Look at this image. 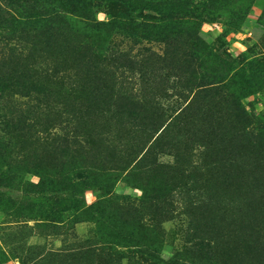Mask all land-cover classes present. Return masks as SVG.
<instances>
[{"label":"rangeland","instance_id":"rangeland-1","mask_svg":"<svg viewBox=\"0 0 264 264\" xmlns=\"http://www.w3.org/2000/svg\"><path fill=\"white\" fill-rule=\"evenodd\" d=\"M241 4L246 7L237 0L227 4L246 8L237 30L218 17L201 22L198 34L231 58L264 60V25L258 22L264 0ZM102 11L98 7L100 21L106 17ZM164 36L167 40L146 39L127 24L117 25L96 64L59 57L56 45V61L34 67L33 92L12 94L14 105L20 103L14 127L0 130V264H128L125 257L86 252L84 241L101 242L150 220L161 230L158 264H264V137L254 135V149L246 156L235 139L219 135L245 125L256 133L264 123V72L253 71L247 79L255 83L239 91L234 84L243 85L241 60L232 61L220 80L212 75L215 67L208 69L213 59L203 61L190 35ZM182 110L179 126H172ZM72 112L82 118L78 131L68 118ZM157 115L146 129L148 117ZM168 124L161 141L174 138L173 147L164 149L153 141ZM41 126L60 137L54 148L35 142ZM77 164L83 168L75 169ZM159 164L178 170L164 176L165 197L151 174ZM85 169L112 174L109 193L88 183L80 189L86 204L107 198L100 215L86 206L73 208L75 195L37 184L42 172L84 182ZM162 172L156 168L157 175ZM161 199L168 205L154 210ZM124 244L115 248L136 250L140 241L130 237Z\"/></svg>","mask_w":264,"mask_h":264},{"label":"trees","instance_id":"trees-1","mask_svg":"<svg viewBox=\"0 0 264 264\" xmlns=\"http://www.w3.org/2000/svg\"><path fill=\"white\" fill-rule=\"evenodd\" d=\"M229 0H0V130L11 131L14 127L13 121L16 120L18 112L17 103L14 105L12 97L15 94H19L24 97H28V94L33 92L35 88V66L39 63H44L50 58L51 61H56L55 50L56 45L59 46V57L67 56L69 54L79 64H96L98 60H102L104 51H107L109 35L112 29L117 25L127 24L131 31L143 33L146 39L154 37L155 39L167 40V34L174 32H182L190 35L195 46L198 48V55L202 56L203 61L207 62L212 58V65L208 66V69H212V75L222 80L224 73L232 69V61L236 60L240 62L241 67L239 70L244 73L243 85L234 89L242 91L245 87H251L254 78L247 79L254 72H264V60L262 59H240L239 55L235 58H231L220 47L210 44L199 36V26L201 22H211L216 18L221 17L224 19L226 26L230 29L237 30L247 13L246 8H231L227 6ZM239 7H246V4L242 6L241 2H250L252 0H237ZM98 7H103L105 14V20L100 21L96 17ZM143 10H148L151 14L143 13ZM258 22L264 25V5L261 8ZM218 41V38L215 39ZM64 44V45H62ZM67 45L68 47H66ZM221 45V44H219ZM57 55V54H56ZM239 71V72H240ZM254 71V72H253ZM249 72V73H248ZM264 75V74H263ZM248 80V83L246 82ZM219 81V80H218ZM251 85V86H250ZM235 97H240V92H237ZM13 94V96H12ZM244 94H241V97ZM103 101V100H100ZM43 105L49 106L47 101L42 102ZM123 105V104H122ZM50 108V107H49ZM187 106L183 109L185 110ZM177 113L173 118V122L176 124L172 126H179L180 116L183 113ZM52 112V111H51ZM244 112L239 113V117ZM69 119L72 123H75V128L78 131L80 128L77 123L82 119L75 115L74 112L68 113ZM125 117L127 115L124 114ZM119 115L116 120L124 117ZM157 116L151 118L148 117L146 123V129L153 124V121L157 119ZM187 117V116H186ZM184 117L183 120L186 118ZM129 120L130 117H127ZM141 118L138 119V121ZM245 119V117H244ZM47 120L44 122L46 123ZM170 123L171 124H173ZM185 122V121H182ZM120 123V122H119ZM186 123V122H185ZM184 123V124H185ZM138 125V124H137ZM166 125L154 139L153 143H159L164 146V149H169L172 146L174 138L161 141L163 135L161 132L167 128ZM24 125L22 126L23 129ZM144 128V127H143ZM142 128L141 133H145ZM257 130V131H256ZM255 130H249L248 125L239 127L235 132L228 133L223 130L219 132L222 139L228 140V138L235 139V143L239 150L245 152L246 156L252 153L255 146V136L258 135L264 137V123L259 125ZM165 136V135H164ZM36 143L39 146H47L54 148L55 144H59L60 137L55 132L50 131V127L41 126L37 130V134L34 137ZM92 141L91 144L92 145ZM152 143V144H153ZM175 157V156H173ZM176 161L174 160V163ZM137 165L128 173V176L133 175ZM83 168L81 165L74 168ZM156 168L159 171H163L161 175H157ZM174 168V169H173ZM176 167L172 165H155L152 168L153 175L157 176V185L154 188L159 187V191H162L161 196L165 197V186L168 180L165 179V175L168 172H175ZM234 170H237L235 166ZM87 173L86 180L76 181L70 176L64 174L63 178H51L48 177L46 172H42L40 175H44V179L37 183L41 186L44 184L50 188H55L56 191H66L71 195L77 196L72 202L73 208H80L86 206L85 211H92L96 215L101 214V206L107 198L100 199L95 203H84L83 194H79L82 190V186L86 183L99 187L101 190H105L109 193L108 187L111 184L112 174L110 172H92L87 169L84 170ZM170 172V173H171ZM72 173L71 170L68 171ZM170 173L167 175L170 177ZM175 176H171V180L175 179ZM151 177V181L154 180ZM170 180V181H171ZM151 188L150 180L147 181ZM97 183V184H96ZM169 183V182H168ZM45 186V187H46ZM153 189V188H151ZM79 194V195H78ZM163 204L168 203L164 199L159 200L158 203L153 204L154 210L162 209ZM170 205V204H169ZM166 212V210H165ZM238 215V213H236ZM238 217V216H237ZM160 226L153 220L148 224H144L140 221L131 225L128 232H124L121 235L112 234L111 237L108 234L106 239L101 242L97 240H85L88 243L87 251L90 254L102 253L107 256L108 259H117L125 257L128 260V264H141L150 263L158 264L160 262L157 253H160L161 247ZM132 238L138 239L140 244L136 250L120 251L115 248L117 243L125 246V242ZM96 241V242H95ZM116 242V243H115ZM99 243V244H98ZM96 245H99L96 248ZM140 247V249H139ZM96 248V249H95ZM148 249V251H146ZM140 255L139 260H133L132 253ZM190 252L189 250L184 253ZM144 255V256H143ZM165 264H171L166 262Z\"/></svg>","mask_w":264,"mask_h":264}]
</instances>
